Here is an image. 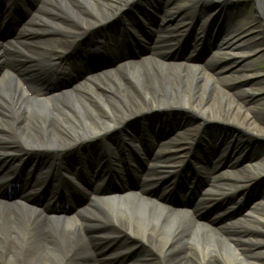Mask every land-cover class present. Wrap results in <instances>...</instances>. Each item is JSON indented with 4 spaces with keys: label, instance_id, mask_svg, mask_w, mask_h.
<instances>
[{
    "label": "bare ground",
    "instance_id": "6f19581e",
    "mask_svg": "<svg viewBox=\"0 0 264 264\" xmlns=\"http://www.w3.org/2000/svg\"><path fill=\"white\" fill-rule=\"evenodd\" d=\"M178 1L43 0L30 16L25 32L26 37H56L43 44L41 52L47 56L63 57L74 43L111 20H115L112 26L120 27L117 35L125 28L123 34L128 38L130 25L123 20L136 22L135 12L141 9L148 24L169 35L167 41L177 49L175 56L183 53V46L178 45L184 40L193 45L180 61L167 59L165 47L156 48L154 39L144 38L147 56L90 71L85 80L58 94H39L35 89L31 93L25 82L33 78L32 67H5L0 75V126L46 154L55 152L67 158L70 153H84L96 140L116 141V135L135 141L143 129L149 138L150 128L167 130L175 125V117L182 118L185 123L155 144L154 154L148 152L149 140L144 144L139 141L143 149L137 154L160 157L175 174L171 181L185 172L184 165L192 163L194 174L208 184L206 190L214 186L212 195L199 198L192 206H176L167 196L180 191L177 184L160 185L146 179L137 190L103 194L100 187L107 177L124 180L126 169L117 175L109 171L103 178L101 172L87 169V181L78 186L81 192H89V201L72 215L50 216L45 207L31 205L30 190L13 203L0 199V264H113L119 255L110 251L114 243L122 246V253L137 250L129 261L122 258L116 264H264V197H258L244 213L233 215L251 187L257 189L264 181V157L239 167L230 156L255 150V143L264 140V84L257 86L254 79L258 78L248 73L245 60L252 54L264 59V39H258L264 36V0H253L256 11L252 20L245 19L244 26L256 25L245 30L243 41L226 17L238 18L239 7L246 0H187L184 5ZM157 14L161 19H156ZM74 29L81 34L71 37L69 31ZM211 40L220 44L216 51H223L224 61L215 56L199 65L195 55L200 47H209ZM57 42H63L64 47L52 52L50 44ZM10 45L17 52L15 57L29 59L22 46ZM7 56L6 49L0 48V61ZM255 99L258 104L249 103ZM5 134L0 129V137L4 139ZM9 139L18 144L14 137ZM219 143L222 157L213 154L200 163L194 160L199 149L216 150ZM18 147L3 151L17 157ZM191 150L196 152L193 156ZM83 156L81 163L92 161L98 168L106 165L98 156ZM135 163L129 161L128 169L137 173ZM76 165L77 161L70 160L66 172L77 179V170L72 169ZM5 175L0 172V181ZM88 183L94 185L93 190ZM157 185L160 195L151 192ZM214 204H218L216 213L204 219L203 211Z\"/></svg>",
    "mask_w": 264,
    "mask_h": 264
},
{
    "label": "rangeland",
    "instance_id": "374dc122",
    "mask_svg": "<svg viewBox=\"0 0 264 264\" xmlns=\"http://www.w3.org/2000/svg\"><path fill=\"white\" fill-rule=\"evenodd\" d=\"M187 3V0H179L178 4L180 5H184ZM241 9V14L238 15L239 16V20L238 21H234L235 24L234 26H232L234 28V30L236 31V34L238 36H240V38L243 40H245V37L247 35H245V30H247L249 27L256 25L254 24H250V26L245 27L244 23L246 22L245 19H251L252 20V14L256 11V7L255 4L253 3V0H246L240 7ZM230 15L228 14L226 18H228V21L230 23ZM242 28V29H241ZM182 31H180L181 33ZM259 40H263L264 36L260 35V38H258ZM198 53L197 55H195V60H197V62L200 64H203L205 62V60L210 57H214L218 54L215 50H210L209 52V48L208 47H203L198 49ZM141 55H146L145 53H141V52H131V51H126L124 54V58L127 60V62H131L136 58H139V56ZM220 58L218 57V59H216L217 61L221 62L224 60L223 55H219ZM248 57V56H247ZM246 57V58H247ZM246 60V65L248 66L249 70L248 73L252 76H254L255 78L258 77V79H254L255 83L257 84V86H261L264 84V78L262 79V76L264 75V59H259L255 56H249V58L245 59ZM78 77L75 73H71L70 75H68L67 77H64L62 79L65 80H76ZM255 83H253L255 85ZM252 85V84H251ZM249 103L252 104H258L259 102L255 99V100H249ZM185 123V121L181 118L179 120H175V127L179 126L181 124ZM249 141L247 142V149L250 147ZM236 154V153H235ZM235 154H231V159H235L237 160L236 162L238 163V165H240L239 167H243L245 165H247L250 161H253L252 159H256L259 157H264V140H259L258 142L255 143V150H247L245 153H242L238 156H236ZM123 184H125V186H123V189L126 190H133L134 187H136L137 185L129 182L126 180V182H124ZM259 188L254 189L251 187L249 193H248V197L245 201V204L243 206H241V208L239 209V211L246 209L248 207L247 204H249V202L254 203L258 197H260V199L262 197H264V181L263 182H259ZM117 187V186H116ZM115 185L113 187H111V189L116 188ZM254 187V186H253ZM105 190V189H104ZM249 200V201H248ZM15 235V234H14ZM120 246H118L117 248V252H120Z\"/></svg>",
    "mask_w": 264,
    "mask_h": 264
}]
</instances>
